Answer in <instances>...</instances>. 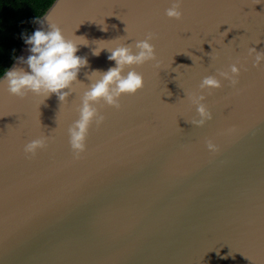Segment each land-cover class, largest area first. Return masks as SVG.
Returning a JSON list of instances; mask_svg holds the SVG:
<instances>
[{"label":"water","instance_id":"95a60500","mask_svg":"<svg viewBox=\"0 0 264 264\" xmlns=\"http://www.w3.org/2000/svg\"><path fill=\"white\" fill-rule=\"evenodd\" d=\"M173 2L54 0L28 38L48 18L88 61L62 103L12 96L0 76V264H264V65L248 56L264 51V0H182L181 20L165 15ZM149 32L157 59L131 69L143 90L119 110L96 105L105 121L75 156L68 128L88 77ZM30 55L24 42L7 70L30 72ZM237 60V88L201 93L213 119L192 126L186 93Z\"/></svg>","mask_w":264,"mask_h":264},{"label":"clouds","instance_id":"9594fccd","mask_svg":"<svg viewBox=\"0 0 264 264\" xmlns=\"http://www.w3.org/2000/svg\"><path fill=\"white\" fill-rule=\"evenodd\" d=\"M182 0H174L170 7L165 10L169 19L181 20ZM49 24V30H37L25 43L30 45L31 55L26 61L30 72L23 69L12 68L3 73L4 83L10 95L24 98L28 93L43 96L44 100L56 95L62 103L68 99L73 85L78 83V75L82 68L88 66L86 57L76 55L79 51L77 43L66 38L62 29L45 18ZM107 30L106 28L104 29ZM154 33H147L142 40L135 41L134 45H117L107 49L111 54L109 61L115 62V67L109 68L106 72L94 71L88 77L99 74V79L91 80L88 90L85 91L80 100L78 108L79 118L68 128L69 145L75 156H79L86 150V141L89 129L93 124L99 128L105 121L104 115L96 105L103 104L119 110V100L125 95H135L144 88V77L138 72L131 70L133 66H140L147 62L156 61V51L151 43ZM135 48V52L133 51ZM104 49H94L93 55L99 56ZM248 56L252 57L254 68H261L264 65V51H257L255 48L248 49ZM217 57L211 56V60ZM159 66L158 64L156 65ZM128 69V71H126ZM241 67L239 61L232 63L225 70H220L216 75L206 76L199 84V92L186 93V99L196 109L198 117L192 119V126L203 128L213 119L209 106L205 103L206 96L201 94L204 91L220 90L221 81H227L235 89L239 85ZM48 138L41 137L33 139L24 145L23 151L26 156L34 157L39 150L46 148ZM205 147L211 153L219 149L216 143L205 139Z\"/></svg>","mask_w":264,"mask_h":264},{"label":"trees","instance_id":"16d2710c","mask_svg":"<svg viewBox=\"0 0 264 264\" xmlns=\"http://www.w3.org/2000/svg\"><path fill=\"white\" fill-rule=\"evenodd\" d=\"M54 0H0V76Z\"/></svg>","mask_w":264,"mask_h":264}]
</instances>
